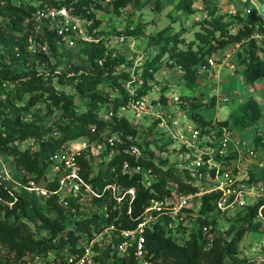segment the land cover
Wrapping results in <instances>:
<instances>
[{"label": "trees", "instance_id": "obj_1", "mask_svg": "<svg viewBox=\"0 0 264 264\" xmlns=\"http://www.w3.org/2000/svg\"><path fill=\"white\" fill-rule=\"evenodd\" d=\"M131 2L137 0H0V155L11 159L15 173L11 177L20 184V187L9 182L0 184V264H23L27 257H43L50 253L55 256V264H66L67 259L73 263L81 257L92 232L109 225L116 230H133L142 221L143 211L151 201L195 191L192 185L184 182L182 170L166 166L163 161L154 162L152 151L139 147L136 129L118 116L120 108L147 96L160 65L178 69L186 89H192L198 79V68L206 67L207 60L215 53L237 46L242 54H237L233 75L239 76L248 86L264 80V24L256 22L252 15L243 19L236 11L226 16L207 6L205 16L196 24L190 38L185 39L182 31L165 34L168 30L158 31L151 38L152 52L135 66L136 79L123 70L117 72L123 60L98 39L99 22L95 12L117 13ZM191 4L190 0H179L174 9L191 14ZM44 7H63L71 16L87 23L86 34L95 40L77 47L79 63H74L72 56L66 59L59 56L60 59L56 52L63 43L56 44L54 31L44 22L35 21L36 11ZM154 10L159 12L158 0L154 1ZM141 34L139 26L124 32L125 37L135 39ZM38 44L45 52L37 48ZM103 82L113 88L114 94L96 90ZM126 84L133 88L132 95ZM62 85H70L73 93L55 89ZM164 92L161 90L158 97L162 106L166 101ZM75 98L85 100V112L77 113ZM179 100L187 102L186 109L198 125L210 123L194 112L200 106L192 103L191 98L179 96ZM101 109L105 114L111 113L109 120L97 119ZM40 110L47 116L56 114L57 117L42 126L38 116ZM260 118L257 102L249 97L235 104L220 124L243 131L254 126ZM263 136L264 131L262 134L253 132L251 137L254 148L264 152ZM27 139L36 142L35 150L23 148ZM80 139L101 151L100 157L105 159L95 170L88 152L90 147L76 159L78 176L100 194L98 199L90 195L82 202L68 198L63 206L55 181L46 186L52 192L47 198L23 189L27 182L43 183L48 153ZM132 145L140 148L139 156L129 152ZM155 148L164 151L158 145ZM123 163L129 170L138 168L140 172L123 173ZM145 171L151 176L147 186L141 175ZM108 183L120 191L131 189L132 200L128 203L123 197L117 203L111 199L108 191H102L103 185ZM212 199V195L202 197L199 213L203 218L197 219L195 228L182 245H177L170 235L168 220L156 217L142 233L146 250L144 260L150 264H238L243 236L257 232L260 227L254 221L260 203L245 207L227 220L232 219L236 226L228 228L226 237H221L215 234L214 220L208 221V214L213 211L209 203ZM101 208L105 209V219L96 212ZM261 213L264 214V210ZM90 259L91 264H137L131 254L116 256L111 243L107 246L94 244Z\"/></svg>", "mask_w": 264, "mask_h": 264}, {"label": "built area", "instance_id": "obj_2", "mask_svg": "<svg viewBox=\"0 0 264 264\" xmlns=\"http://www.w3.org/2000/svg\"><path fill=\"white\" fill-rule=\"evenodd\" d=\"M35 21L37 23L44 22L49 30L54 31L56 44H65L66 36L71 29L78 26L79 19L71 16L69 11L63 7H44L36 11ZM37 48L45 52L43 46L38 44ZM207 61L208 66L210 61ZM206 67L200 68L204 70ZM127 91L132 95L133 88L128 84ZM168 97H170V104L184 106L185 102H181L179 96L172 94ZM215 103L225 104L226 99L215 96ZM164 107V105L147 102L145 97H141L120 108L118 113L131 109L136 117L149 114L159 118L156 110ZM185 107L187 108V105ZM110 117L111 113H106L103 121L109 120ZM209 122V124L200 126L192 120L188 111L182 112L177 109L168 122L165 123L161 120L157 125L164 128V136L157 145L167 149L174 143L177 144L179 151L177 169L184 172V182L195 188L193 193L171 196L162 201H151L143 211L142 221L133 230H116L112 225H109L96 233L92 232L90 239L85 242L81 257L73 263L67 259L66 264H91V247L94 244L107 246L113 241H117L116 248L111 244V249H115L116 256L122 257L131 254L137 264H150L144 260L146 254L142 236L144 228L155 221L156 217L161 216L168 220L167 228L170 230V235L176 237L180 234L182 240L185 241L195 228L197 219L203 218L199 213L201 199L207 195L213 196L209 202L213 206V211L208 214L210 216L208 221L213 219L214 227L218 225V222H225L237 213H241L245 207L260 203L254 217V221L260 224L258 231L255 232L257 239L251 243L248 251L238 255L240 261L238 264H264V214L261 213L264 210V152L254 148L251 138L244 137L241 135L242 133H239L240 131L230 125L224 126L215 120ZM23 146L33 151L36 148V142L33 139H27ZM90 146L92 145L80 139L48 153L47 172L43 185L37 187L31 182H27L23 189L47 198L52 192L48 191L46 186L55 181L56 193L63 201V206H66L68 198H77L82 202V199L90 195L98 199L100 194L93 191L78 176L79 166L76 159ZM129 152L135 157L140 155V149L136 145H132ZM122 172L130 174L131 172H140V170L138 168L129 170L123 163ZM141 175L144 186H147L151 178L149 172H142ZM258 177L260 178L258 179ZM103 178L105 179L106 176L103 175ZM3 182L20 187V184L8 175L0 162V184ZM102 191H108L110 198L117 203L123 197L128 199V203L133 198L131 189L120 191L112 183L103 185ZM96 212L103 219L107 217L104 208ZM88 215H91L90 211Z\"/></svg>", "mask_w": 264, "mask_h": 264}, {"label": "rangeland", "instance_id": "obj_3", "mask_svg": "<svg viewBox=\"0 0 264 264\" xmlns=\"http://www.w3.org/2000/svg\"><path fill=\"white\" fill-rule=\"evenodd\" d=\"M155 0H137L131 2L125 8L119 9L117 13L99 10L95 12V18L99 22L97 28L98 39L101 40L106 49H113L117 55L123 60V64L117 68V72L123 70L128 72L133 79L137 78L135 66L140 64L145 58L150 56L153 49V42L156 33L161 30H168L165 34L182 31L185 39L190 38L192 30L196 29V24L205 16V6L209 9H215L217 14H234L240 12L243 19H248L251 15L256 22L264 24V0H190L192 2L191 14H184L175 11L174 6L179 0H158L159 12L154 10ZM104 6V4H102ZM110 9V8H109ZM108 9V10H109ZM225 18V20H227ZM79 20L78 26L71 29L66 36V43L58 46L57 55L66 59L72 56L74 63H79V58L76 56V49L81 44L90 40H95L90 34H86L87 23ZM38 26H41L38 24ZM137 26L141 27L142 34L137 39L129 36L125 37L124 32L134 30ZM260 41L258 40V43ZM33 46L30 44L29 51L32 52ZM242 54L240 47L231 46L221 50L209 58L210 63L203 70L199 69L198 79L192 89H186L181 79V74L176 68H167L160 65L158 72L151 82V90L147 93L145 100L150 103H158V97L161 90H165L168 96L175 94L176 96H186L192 99V103L200 106L198 110L204 109L200 114L210 121L222 122L227 119L230 109L237 103L245 101L252 97L258 104L261 118L257 123L249 129L240 131L246 138H250L253 132L262 134L264 131V80H259L252 86H248L243 80L236 75H233V69L237 66V56ZM60 58V57H59ZM61 59V58H60ZM208 62V61H207ZM53 61L50 62V65ZM138 73V72H137ZM127 89V84L125 85ZM57 91H62L66 94H72L73 90L70 85H62L55 88ZM96 90L102 94L112 93L113 88L108 83L103 82L98 85ZM215 96H221L226 99V103L216 104ZM170 97L166 98L164 108H157L156 113L159 118L151 115H141L136 117L131 109L119 112L121 116L127 120L137 131V143L142 149L152 151V159L154 162L163 161L166 166L177 167L178 149L177 144L172 143V147L159 151L155 146L160 143L164 136V128L158 127V123L168 122L173 113L180 109L186 112V103L183 105L170 104ZM77 107V113L85 112L87 106L85 100L74 99ZM177 107V108H176ZM38 110V109H37ZM194 110V111H198ZM37 111H34V113ZM36 114V113H35ZM106 114L101 109L98 111L97 119L104 120ZM42 126H47L57 117L56 114L47 116L44 111L38 113ZM203 118V119H204ZM204 119V120H205ZM249 136V137H248ZM264 137V136H263ZM165 141V139H164ZM163 143H166L164 142ZM145 145V147H144ZM148 145V147L146 146ZM25 148V146H23ZM139 148V149H140ZM89 154L92 155L91 164L95 170L105 162L100 157V152L97 148L90 146ZM0 162L8 175L14 172L11 159L0 155ZM15 173H13L14 175ZM16 176V175H15ZM42 182L37 187H41ZM230 221L218 222L214 227L215 234L221 237L225 236V231L230 227H235L236 223ZM179 236V238H177ZM173 237L177 245H182L184 240L178 234ZM257 234L254 232L246 233L239 244V255L242 252L248 251L251 243L255 242ZM228 240V238H227ZM116 248L117 241L111 243ZM67 255L64 256L66 258ZM55 256L53 253L43 257L30 258L27 257L23 264H55L53 261ZM58 262V259H56Z\"/></svg>", "mask_w": 264, "mask_h": 264}, {"label": "crops", "instance_id": "obj_4", "mask_svg": "<svg viewBox=\"0 0 264 264\" xmlns=\"http://www.w3.org/2000/svg\"><path fill=\"white\" fill-rule=\"evenodd\" d=\"M164 94V96L166 97V98H168V95H167V93H166V91L163 93ZM202 110H204V109H200V110H198V111H194L195 113H197L199 116H201L202 118H204L201 114H200V112L202 111ZM205 119V118H204ZM205 121H210V120H208V119H205ZM249 137V136H248ZM251 138V141H252V137H250ZM245 251V250H244ZM242 254H243V252H242Z\"/></svg>", "mask_w": 264, "mask_h": 264}]
</instances>
